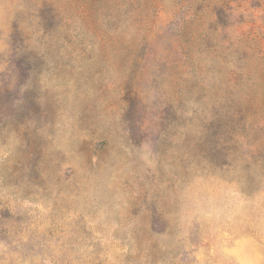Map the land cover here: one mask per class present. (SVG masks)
Listing matches in <instances>:
<instances>
[{
    "label": "rangeland",
    "instance_id": "374dc122",
    "mask_svg": "<svg viewBox=\"0 0 264 264\" xmlns=\"http://www.w3.org/2000/svg\"><path fill=\"white\" fill-rule=\"evenodd\" d=\"M0 264H264V0H0Z\"/></svg>",
    "mask_w": 264,
    "mask_h": 264
}]
</instances>
